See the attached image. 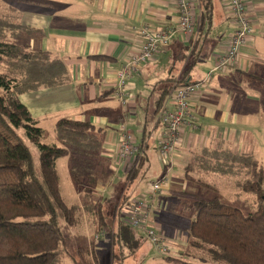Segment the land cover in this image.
<instances>
[{
  "label": "crops",
  "instance_id": "crops-1",
  "mask_svg": "<svg viewBox=\"0 0 264 264\" xmlns=\"http://www.w3.org/2000/svg\"><path fill=\"white\" fill-rule=\"evenodd\" d=\"M191 1L195 17L193 31L186 37L175 35L168 46L159 48L153 58L130 74L126 103L122 104L114 95L117 71L142 46V27L156 31L177 24L175 0H0V9L8 11L0 15L16 18L23 25L41 31L28 38L31 49L50 51L61 58L68 69V83L19 95L32 117L39 118L41 126L48 124L52 128L60 116L89 121L95 127L103 128L100 152L109 162L111 182L94 191L113 193L118 187L117 182L122 184L136 159L143 156L141 168L127 187L126 201L138 197L147 189L139 182L143 177L139 172L148 170L152 150L158 157L166 187L173 191L181 189L187 182L183 167L193 150L221 140L232 150L242 151L254 141L256 133L253 130L264 128L261 120L264 0H244L252 29L240 49L238 62L213 70L207 82L190 97L196 127L183 125L171 159L160 161L156 147L164 126L159 121V111L172 109L168 96L157 108L160 88L183 78L182 83L207 78L215 58L226 50L233 28L228 0H210L207 16L202 12L199 0ZM175 61L182 65L177 68L173 65ZM167 78L176 80L167 81ZM122 121L133 132L139 151L135 160L129 158L119 162L118 125ZM158 211L156 208L151 217L157 229L162 225L158 221ZM179 233L168 238L171 246L178 240L176 234ZM80 235L85 237L88 245L89 234L81 231ZM96 240L95 252L100 254L102 246L108 242L105 236ZM74 252H69L70 261H64V264H95L85 262L80 256L76 258L77 252ZM154 252L157 258L152 263L160 259L156 250ZM88 253L86 256L91 260V253ZM141 256L145 260L146 252Z\"/></svg>",
  "mask_w": 264,
  "mask_h": 264
},
{
  "label": "trees",
  "instance_id": "trees-1",
  "mask_svg": "<svg viewBox=\"0 0 264 264\" xmlns=\"http://www.w3.org/2000/svg\"><path fill=\"white\" fill-rule=\"evenodd\" d=\"M199 2L207 16L210 0ZM39 33V29L23 25L16 18L0 15V264H64L68 251L62 223L75 227L84 213L93 218L94 227L102 233L98 238L107 239L113 261L136 256L147 238L142 229L137 228L142 233H136L126 221V205L130 202L126 199L127 187L144 158L137 156L136 164L112 195L93 199V189L101 181L102 185L111 182L109 162L100 152L103 128L60 116L53 128L57 143L40 142L44 136L40 119L32 117L19 95L66 84L70 78L61 58L50 51L31 49L28 38ZM183 80L160 88L157 108L167 96L170 98L174 87L186 84ZM26 140L38 146L37 158ZM62 157H68L70 178L85 195L81 203H65L59 191L55 165ZM182 173L188 183L215 191L211 198H184L189 192L177 191L184 198L179 201L184 221L178 223L188 246L207 252L214 262L264 264V161L252 152L232 150L217 140L193 150ZM211 175L232 178L234 196H243L242 204L222 197L217 185L203 178ZM149 189L139 197L146 196L154 205L159 191L148 198ZM156 208L154 205L152 216ZM105 209H111L110 217L104 214ZM98 238L91 239L89 247L77 248L85 262L99 264L100 254L95 252ZM88 251L91 260L86 256ZM141 255L138 264L145 261ZM185 255L189 256L178 251L159 254V261L152 264H206Z\"/></svg>",
  "mask_w": 264,
  "mask_h": 264
},
{
  "label": "built area",
  "instance_id": "built-area-1",
  "mask_svg": "<svg viewBox=\"0 0 264 264\" xmlns=\"http://www.w3.org/2000/svg\"><path fill=\"white\" fill-rule=\"evenodd\" d=\"M177 10V24L174 26L164 27L162 29L151 31L147 26L140 29L143 44L138 51L133 54L125 64L116 73V84L114 87V95L122 102L126 103L127 96V81L130 74L137 71L139 67L149 61L159 51V48L168 46L175 35L186 37L191 33L195 26V17L191 0H175ZM229 17L233 24L230 32L229 41L226 50L221 53L216 59V62L211 70L207 73V78L202 81L190 82L177 85L170 94L169 101L172 109L160 110L159 121L164 128L159 135L157 141V153L161 162L171 159L174 152V147L178 141L180 129L183 125L196 127L194 116L190 110V97L198 90L201 84L207 82L213 70L224 69L233 66L238 62L241 47L246 44L247 39L252 29L248 16L246 14V5L244 0H228ZM125 122L118 125L120 130L118 158L119 162H124L126 159L132 158L135 160L139 155L138 147L135 142L133 132L128 128ZM166 179L163 177L160 180L152 182L148 191V198L160 190L161 185L165 184ZM127 216L126 221L133 228H140L143 231L145 238L153 246L159 254L174 253L176 251L170 249L171 243L169 239L163 236L155 225L152 224V211L154 205L146 199V196L138 197L130 200L126 205ZM102 233L94 235L98 238Z\"/></svg>",
  "mask_w": 264,
  "mask_h": 264
},
{
  "label": "rangeland",
  "instance_id": "rangeland-1",
  "mask_svg": "<svg viewBox=\"0 0 264 264\" xmlns=\"http://www.w3.org/2000/svg\"><path fill=\"white\" fill-rule=\"evenodd\" d=\"M7 13L8 11H5V9H0V14L1 13ZM177 68L182 65L180 62H174V64ZM262 109H261V120L262 123L264 124V101L262 103ZM42 129H44V136L41 139L40 142L43 143H57V139L54 133V129L50 127L48 124L42 125ZM254 131V134L256 135L253 138V142L250 143L245 147L244 150L242 151H247V152H252L256 158L264 161V128L259 127ZM27 145L29 146L32 155H34L36 158L38 156L37 153H39L38 146L35 143L28 142V140L25 141ZM151 142V141H150ZM152 150V149H151ZM150 166L148 170L140 171L139 175H143V177L140 178V181L143 185V187L148 188L151 186L152 182L160 180L164 177L162 174V170L160 168L159 162H158V157L156 156L155 153H153V150L149 153V161ZM69 159L68 157H62L57 159L56 165L57 166V172L59 176V186L60 190L64 199L65 203L72 205L75 203H80L83 202L85 195L84 193L79 190V186H77L75 183L72 182L70 178V173H69ZM205 178L206 181L211 183H215L217 185L219 194L222 195V197H225L228 201L231 203H234L236 205H241L242 204V199L243 196L236 197L234 196L236 193V189L233 186L232 183V178L225 179L224 176H218V175H211L209 177H203ZM118 181V180H117ZM103 181H101L100 185L98 188L102 186ZM117 189L121 187V183L118 181L116 184ZM94 190V189H93ZM147 189H144L146 191ZM187 191L189 192V195L187 194L186 196H183L184 198L189 197L190 195H196L198 198H211L212 196L215 195V191L210 188H203L199 185H196L194 183H188L186 182L185 187H182L181 189L176 188L174 191L172 188L166 187V184L161 185L159 192L154 196V202L155 206L158 207L159 211V219L158 221L162 223V225H159L158 229L160 230L161 233H163L166 238L172 237L170 236L173 233H178L176 234V238L178 240L174 241V245L170 248L174 251L182 252V254H189L185 255V257L191 261H198V262H203L206 264H224L222 262H214L213 260H210V256L207 252L205 251H197L194 248H191L187 244V236L185 237V233L179 229L180 223H178V220L180 222L184 221V213L182 209L179 206V201L183 200L182 196L180 197L177 191ZM143 191V192H144ZM112 194V192H102L100 190H95L93 193L92 198L96 199L99 196H105L108 197ZM142 193L139 194V196ZM138 196V197H139ZM180 197V199H179ZM109 211L111 209L106 210L105 213L107 217H110ZM82 219L78 225L70 226L66 223H62V228L65 236V248L67 249V255L64 261H70L71 258V253L73 250L76 253V248L78 246H87V240H85V237L80 235L81 231L87 232V236L89 234L90 240L94 238V235L98 233L96 228L94 226L95 222L93 218L90 215H86V213L82 214ZM186 216V215H185ZM83 228V229H82ZM135 230V229H134ZM136 233H138V229L135 230ZM183 235V236H181ZM184 242H186L184 244ZM176 245V246H175ZM103 250H101L100 253V260L99 264H138L139 262V256L141 253L144 251L146 252L145 256V261L141 264H150L149 262H153L152 260L157 258L156 253L154 250H152L151 245L147 240H144L142 243V246L140 249H138L137 255L125 258L123 260H118V261H113L111 258L110 252L108 251L109 245L108 243H104ZM176 248V249H175ZM195 257H193V256ZM76 258L79 259V254L76 253Z\"/></svg>",
  "mask_w": 264,
  "mask_h": 264
}]
</instances>
